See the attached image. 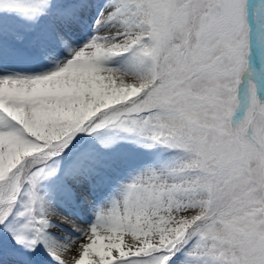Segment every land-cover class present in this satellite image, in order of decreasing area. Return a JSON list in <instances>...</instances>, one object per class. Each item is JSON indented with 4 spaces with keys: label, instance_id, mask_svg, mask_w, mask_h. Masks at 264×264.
<instances>
[{
    "label": "snow or ice",
    "instance_id": "obj_1",
    "mask_svg": "<svg viewBox=\"0 0 264 264\" xmlns=\"http://www.w3.org/2000/svg\"><path fill=\"white\" fill-rule=\"evenodd\" d=\"M0 264H264V0H0Z\"/></svg>",
    "mask_w": 264,
    "mask_h": 264
},
{
    "label": "bare ground",
    "instance_id": "obj_2",
    "mask_svg": "<svg viewBox=\"0 0 264 264\" xmlns=\"http://www.w3.org/2000/svg\"><path fill=\"white\" fill-rule=\"evenodd\" d=\"M58 218V217H57ZM77 223H79V222H77Z\"/></svg>",
    "mask_w": 264,
    "mask_h": 264
}]
</instances>
